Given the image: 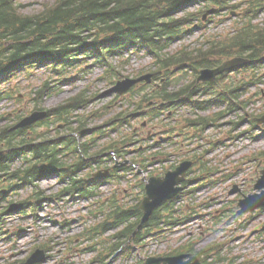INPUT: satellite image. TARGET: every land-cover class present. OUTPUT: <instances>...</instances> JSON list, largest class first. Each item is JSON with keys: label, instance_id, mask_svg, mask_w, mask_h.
<instances>
[{"label": "trees", "instance_id": "16d2710c", "mask_svg": "<svg viewBox=\"0 0 264 264\" xmlns=\"http://www.w3.org/2000/svg\"><path fill=\"white\" fill-rule=\"evenodd\" d=\"M235 1L241 2L231 6ZM195 4H211L220 10L245 5L243 25L234 37L211 45L208 52H199L195 56L188 53L172 57L160 55L161 50L184 36L188 24L196 17L187 10ZM263 9L264 0H55L53 4L44 5L39 12L28 15L23 12L22 0H0V102L18 100L17 90L4 86L21 73L47 66L57 76L62 75L71 82L69 71L74 69L82 73L88 66H101L108 68L107 72H113L114 67L107 65L109 60L132 49L154 54L160 69L188 63L189 68L197 73L200 68L215 64L209 60L210 55L227 58L247 56L251 59L253 68L257 67L264 63V27H259L252 21ZM113 75L109 76L111 81L114 79ZM246 86L242 82L237 91ZM53 91L54 87L50 82L45 83L36 92L38 101ZM163 97L168 101L172 99L171 103L173 102L174 98L171 96L165 94ZM91 101L86 93L69 100L62 108V119L74 124L72 118L75 117V111L86 107ZM148 101L149 97H145L139 107H143ZM108 109L105 108L109 112ZM57 111L55 109L52 112L55 114ZM99 114L102 113L94 112L93 117L101 118ZM5 118L6 116L3 117ZM76 118L81 123L79 133L85 135L87 125L82 122H86L85 116L77 115ZM112 122L111 120L109 123ZM191 122L192 126H196L201 121ZM93 132L94 138L82 145L88 152V157L76 161L75 166L68 167L67 163L58 159L60 153L67 157L75 156L76 147L74 140L70 138L63 141L62 151H58L55 145L32 147L33 157L25 158V168L14 172L12 176L37 180L41 176L61 171L68 178L71 177L70 172L74 171L71 170L73 167L81 170L87 163L100 162L106 149L90 153L91 145L97 146L99 139L112 131L97 127ZM135 137L132 134L123 142L112 140L109 148L121 153L126 144L135 141ZM3 171L10 174V169ZM168 206L163 207L166 213L172 211V207L168 209ZM161 210L156 212L148 231L158 228L163 219L172 218L171 215H163ZM140 217L138 205L118 208L107 216L101 227H112L137 218V222L130 223L124 231L125 237L129 238L139 224ZM167 224L175 223L167 221Z\"/></svg>", "mask_w": 264, "mask_h": 264}, {"label": "rangeland", "instance_id": "374dc122", "mask_svg": "<svg viewBox=\"0 0 264 264\" xmlns=\"http://www.w3.org/2000/svg\"><path fill=\"white\" fill-rule=\"evenodd\" d=\"M55 0H23L24 8L23 12L29 15L37 13L48 3H53ZM197 10V9H194ZM237 16V14H236ZM223 21L219 22L216 19L213 24L205 29L206 35L202 37L201 34L191 35L184 43L197 47L207 40V37L225 35L231 27L234 25L236 18L226 16ZM264 19V14L262 15ZM181 43L176 45L173 49L180 48ZM151 58L145 56H135L130 62V67H127L124 74L133 73L136 70H143L150 67ZM102 75L101 70H95L92 74H89L82 80H76L72 84L64 83L62 92L58 95L50 96L44 99L41 106L45 109H53L60 105L67 99L73 97L78 92L88 90L89 94H102L107 87L106 81H101L99 78ZM57 78L45 72L44 69H36L33 74L19 75L13 82V87H16L20 91L22 103L3 102L0 104L1 113L13 114L17 110H21V114H28L39 103L33 101L35 94L33 91L39 88L47 80ZM264 87V86H263ZM110 99L97 100L91 107L93 109L101 108L108 103ZM121 103V102H120ZM264 104V103H263ZM262 104V105H263ZM121 111L120 104L115 105L110 114L118 113ZM108 113V114H109ZM105 119V116L104 118ZM102 119H96L95 123L100 124ZM12 119H6L0 123V127L7 126L11 123ZM143 121H134L133 128H140ZM132 128V129H133ZM190 136L196 137L194 131H190ZM213 135H218L217 130H212ZM216 136H212L214 139ZM193 139V138H192ZM198 139V138H197ZM197 139H193L190 143V148L196 149L198 147ZM194 143V144H193ZM165 152H171V145L164 146ZM134 152V151H132ZM136 153V151H135ZM216 155V154H215ZM175 158H172L170 162L161 163L159 168L171 167L174 159H184L187 156L183 151L174 152ZM136 157V156H134ZM161 160H164L162 158ZM175 164V163H174ZM235 163H217V167L220 169L219 173L213 176V180L218 179L219 186L215 190L205 191L200 190L198 196L195 198H187L181 204L184 205L183 214L180 220L186 219L185 225L177 226L178 229H164L161 228V232L157 233L155 237L146 239L144 249H141V256L139 252H136L133 257L142 259L149 256H159L167 254L170 249L175 250L178 247H183L188 243L195 245V250H203L205 247L219 246V249H215L213 254L209 257L204 254V258L209 263L214 262L217 257L218 250L222 251V255L228 258L229 263L234 257H238V263L243 264L247 261H252L253 264H264V231L261 233L251 234L254 232V227L260 225V230L264 229L261 224H264V213L259 215H242L228 221L229 215L235 211L236 201L238 198H232L229 196V191L232 187V182L227 178V173H232V169ZM226 171V172H225ZM255 173V168H252L249 175ZM129 187L127 181H121L117 183H106L100 188L101 197H108L112 193H118L119 190H124ZM140 188L133 190L136 196L139 197ZM198 192V191H197ZM31 193L30 190L25 189L23 192H19L20 196L26 198ZM121 196V194H119ZM124 197H120L123 200ZM11 198H7L2 202V206H8ZM91 200L77 199L75 202H70L68 198H64L63 201H57L50 204L49 208L41 209L35 215L29 208L25 213L7 214L5 223H0V264H7V260L12 255L15 261H19L28 256L32 248L39 243H50L54 245V251H58L59 257L65 248L70 246L69 239L73 235L80 233L85 226L84 219L87 220L92 207ZM186 210L194 213L187 222ZM53 221V225L50 226L49 221ZM59 221V222H55ZM69 221V222H67ZM66 224V225H65ZM87 224H93V221L87 220ZM65 225V226H64ZM72 225L71 227H66ZM4 234H1V231ZM38 234H44V237L40 239ZM59 236V239H56ZM75 244H78L79 248L84 247L83 239H77ZM71 255H80L78 258L71 259ZM63 261L60 260L59 264H94L91 263V259L95 256L94 253L89 251L74 252ZM63 257V256H62ZM60 259V258H58ZM63 259V258H62ZM116 264H124V261H118Z\"/></svg>", "mask_w": 264, "mask_h": 264}, {"label": "water", "instance_id": "95a60500", "mask_svg": "<svg viewBox=\"0 0 264 264\" xmlns=\"http://www.w3.org/2000/svg\"><path fill=\"white\" fill-rule=\"evenodd\" d=\"M248 61L243 59H234L225 63L222 67L217 70H204L201 72L199 81H214L216 77L227 70L235 68L237 66H243ZM154 75H147L141 77L137 80H125L119 82L114 88L109 90L105 96H110L114 93L124 94L128 92L135 84L141 81L151 82ZM47 116L46 112H35L30 117L25 118L16 128H22L35 124L36 122L44 119ZM260 124L264 122V118L258 121ZM2 154L0 153V158ZM192 166V162L183 163L176 171L169 172L165 178H152L149 181V184L146 187L147 197L144 199L141 209L144 212V217L138 229H140L145 223L149 221L153 215L156 208H158L164 202L174 198L182 188H177L181 182L185 180L186 172ZM106 173H98L95 177H102L107 175ZM257 190L264 189V172L262 178L258 181L256 187ZM239 206L241 207L240 213L254 211L258 208L264 207V191L261 194L251 195L246 197L244 200L240 201ZM186 258H189V261L184 262ZM44 259V252L37 251L32 258L28 261V264H36L41 262ZM147 264H200V261L197 257L193 255H181L178 257L165 258V259H149Z\"/></svg>", "mask_w": 264, "mask_h": 264}, {"label": "flooded vegetation", "instance_id": "af4514ba", "mask_svg": "<svg viewBox=\"0 0 264 264\" xmlns=\"http://www.w3.org/2000/svg\"><path fill=\"white\" fill-rule=\"evenodd\" d=\"M62 126H59L58 129H61ZM12 134L8 136L7 141L6 142H0V150H6L9 153H11L12 155H10V157H14L15 154L20 155L19 152L25 148V146L20 145L21 140L17 139L18 136H20L21 134H30L32 133V130H28V131H22V132H18V133H14L11 132ZM55 133H57V131H55ZM29 139L31 138L30 136L28 137ZM58 140V139H56ZM47 140H43V142H46ZM50 141V140H48ZM6 143H8V145H10V147H6ZM9 157V158H10ZM9 158L6 159V162L9 161ZM10 158V160H11ZM0 164H5V163H0Z\"/></svg>", "mask_w": 264, "mask_h": 264}]
</instances>
